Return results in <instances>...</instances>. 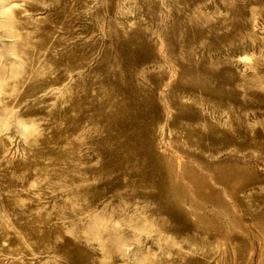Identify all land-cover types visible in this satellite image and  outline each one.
<instances>
[{"label":"rangeland","instance_id":"rangeland-1","mask_svg":"<svg viewBox=\"0 0 264 264\" xmlns=\"http://www.w3.org/2000/svg\"><path fill=\"white\" fill-rule=\"evenodd\" d=\"M0 264H264V0H0Z\"/></svg>","mask_w":264,"mask_h":264},{"label":"bare ground","instance_id":"bare-ground-1","mask_svg":"<svg viewBox=\"0 0 264 264\" xmlns=\"http://www.w3.org/2000/svg\"><path fill=\"white\" fill-rule=\"evenodd\" d=\"M214 74V73H213ZM104 150V149H103Z\"/></svg>","mask_w":264,"mask_h":264}]
</instances>
